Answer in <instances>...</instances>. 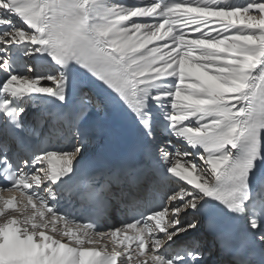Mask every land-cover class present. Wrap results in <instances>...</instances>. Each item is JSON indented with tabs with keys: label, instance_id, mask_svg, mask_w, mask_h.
Returning a JSON list of instances; mask_svg holds the SVG:
<instances>
[{
	"label": "snow or ice",
	"instance_id": "obj_1",
	"mask_svg": "<svg viewBox=\"0 0 264 264\" xmlns=\"http://www.w3.org/2000/svg\"><path fill=\"white\" fill-rule=\"evenodd\" d=\"M0 181V264H264V0H0Z\"/></svg>",
	"mask_w": 264,
	"mask_h": 264
},
{
	"label": "bare ground",
	"instance_id": "obj_2",
	"mask_svg": "<svg viewBox=\"0 0 264 264\" xmlns=\"http://www.w3.org/2000/svg\"><path fill=\"white\" fill-rule=\"evenodd\" d=\"M128 3H136L137 0H127Z\"/></svg>",
	"mask_w": 264,
	"mask_h": 264
}]
</instances>
